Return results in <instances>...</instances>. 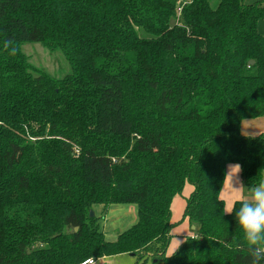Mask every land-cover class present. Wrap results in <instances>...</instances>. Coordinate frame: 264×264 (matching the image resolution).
Masks as SVG:
<instances>
[{
    "label": "trees",
    "instance_id": "1",
    "mask_svg": "<svg viewBox=\"0 0 264 264\" xmlns=\"http://www.w3.org/2000/svg\"><path fill=\"white\" fill-rule=\"evenodd\" d=\"M260 20L264 0H0V264H249L220 192L230 164L246 190L263 181L264 134L240 132L264 118ZM25 43L60 50L72 73L36 70ZM113 85L114 129L100 116ZM187 184L198 239L168 256ZM111 205L137 210L115 241L94 213Z\"/></svg>",
    "mask_w": 264,
    "mask_h": 264
},
{
    "label": "rangeland",
    "instance_id": "2",
    "mask_svg": "<svg viewBox=\"0 0 264 264\" xmlns=\"http://www.w3.org/2000/svg\"><path fill=\"white\" fill-rule=\"evenodd\" d=\"M187 0H178V5L185 4ZM212 6L217 4L218 0H210ZM178 11V10H177ZM264 25V20H260ZM262 25V26H263ZM260 32L264 30L260 29ZM260 34V33H259ZM264 36L263 34H260ZM22 52L28 57L29 63L36 70L44 72L53 79L59 80L72 73L71 66L67 59L60 50L50 51L39 43H25L22 45ZM118 90L116 86L111 88L104 94L101 101L100 116L101 122L111 126L112 128L118 122ZM114 129V128H113ZM264 181V176H263ZM193 191L192 186L188 184L184 186L182 192L177 195L171 203L172 223L174 228L171 232V240L168 246V251L173 252L177 247L190 237L192 230L189 223L183 218V212L186 201ZM247 193V190L245 189ZM94 213L100 220V227L105 239L113 241L117 234L126 231L137 223V210L135 205H111L107 209L102 206H96ZM106 229V234L104 230ZM93 259V258H91ZM105 258L97 261L96 264L103 261ZM106 264H136L138 263L137 257H128L125 255L108 257L105 261ZM100 264V263H99ZM144 264H152L151 261Z\"/></svg>",
    "mask_w": 264,
    "mask_h": 264
},
{
    "label": "clouds",
    "instance_id": "3",
    "mask_svg": "<svg viewBox=\"0 0 264 264\" xmlns=\"http://www.w3.org/2000/svg\"><path fill=\"white\" fill-rule=\"evenodd\" d=\"M5 50L11 49L10 55L17 53L14 41H4ZM242 172V166L239 163L230 164L226 177L230 179V188L236 196L231 201L226 213L232 214L235 210V220L239 224L244 241L249 249V264H264V181L250 188L245 192L246 186L239 182V187H233L234 177ZM239 208L236 209V204ZM196 240L198 237L193 236ZM180 242L177 243L179 247Z\"/></svg>",
    "mask_w": 264,
    "mask_h": 264
},
{
    "label": "crops",
    "instance_id": "4",
    "mask_svg": "<svg viewBox=\"0 0 264 264\" xmlns=\"http://www.w3.org/2000/svg\"><path fill=\"white\" fill-rule=\"evenodd\" d=\"M190 0H187L185 2H188ZM263 24H261V22L259 21L257 23V31L258 33L260 34H263L264 35V32H260L259 30L262 29L264 30V25L262 26ZM240 132L242 135L246 136V137H253V136H257V135H260V134H264V118H257V119H252V120H244L241 125H240ZM229 166V165H228ZM228 166L226 168V173L228 172ZM239 182H242L241 181V177H240V174H238L237 177H234L233 178V181H232V186L235 188V187H239ZM189 187H191L190 185H188ZM236 196V193L232 192L231 188H230V179L228 177H225V181H224V184L222 186V190L220 192V199L224 201V204H225V211L228 209V207L230 206L231 204V201L233 200V198ZM190 226V225H189ZM194 226H190V229L192 230L191 232V235L190 237L193 236V232L194 230L196 229V227ZM106 232V229L104 230V233ZM107 233V232H106ZM105 233V234H106ZM116 239V238H115ZM115 239L113 241H115ZM183 244V243H182ZM181 244V245H182ZM180 245V246H181ZM179 246V247H180ZM178 247V248H179ZM178 248L173 251V252H169L167 250V255L170 256L172 255L174 252H176L178 250ZM125 256H128V257H133V256H129V255H125ZM108 258H105L103 261L99 262L100 264H106L105 261L107 260ZM98 263V264H99Z\"/></svg>",
    "mask_w": 264,
    "mask_h": 264
},
{
    "label": "built area",
    "instance_id": "5",
    "mask_svg": "<svg viewBox=\"0 0 264 264\" xmlns=\"http://www.w3.org/2000/svg\"><path fill=\"white\" fill-rule=\"evenodd\" d=\"M177 10L180 11V8H178ZM81 264H96V261L93 259H87L84 262H82Z\"/></svg>",
    "mask_w": 264,
    "mask_h": 264
},
{
    "label": "water",
    "instance_id": "6",
    "mask_svg": "<svg viewBox=\"0 0 264 264\" xmlns=\"http://www.w3.org/2000/svg\"><path fill=\"white\" fill-rule=\"evenodd\" d=\"M90 216H93V212L90 213ZM193 228H194V227H193ZM76 230H77V229H75V231H76Z\"/></svg>",
    "mask_w": 264,
    "mask_h": 264
}]
</instances>
